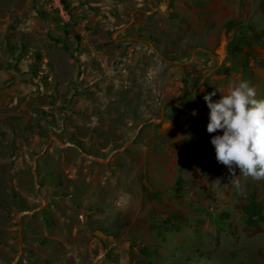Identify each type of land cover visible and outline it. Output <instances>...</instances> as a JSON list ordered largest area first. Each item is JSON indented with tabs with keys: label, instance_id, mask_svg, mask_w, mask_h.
Masks as SVG:
<instances>
[{
	"label": "rangeland",
	"instance_id": "obj_1",
	"mask_svg": "<svg viewBox=\"0 0 264 264\" xmlns=\"http://www.w3.org/2000/svg\"><path fill=\"white\" fill-rule=\"evenodd\" d=\"M239 80L264 0H0V264H264V178L206 130Z\"/></svg>",
	"mask_w": 264,
	"mask_h": 264
},
{
	"label": "clouds",
	"instance_id": "obj_2",
	"mask_svg": "<svg viewBox=\"0 0 264 264\" xmlns=\"http://www.w3.org/2000/svg\"><path fill=\"white\" fill-rule=\"evenodd\" d=\"M215 94L206 93L203 99L209 109L207 132L222 131L210 138L217 162L230 170L235 166L253 178H264V98L257 99L247 80H239L214 101Z\"/></svg>",
	"mask_w": 264,
	"mask_h": 264
},
{
	"label": "flooded vegetation",
	"instance_id": "obj_3",
	"mask_svg": "<svg viewBox=\"0 0 264 264\" xmlns=\"http://www.w3.org/2000/svg\"><path fill=\"white\" fill-rule=\"evenodd\" d=\"M219 70H220V67H218L216 70H214L213 72H211L212 74H217L218 72H219ZM199 81H198V78L196 77L195 78V80H194V82H193V84H196V83H198Z\"/></svg>",
	"mask_w": 264,
	"mask_h": 264
},
{
	"label": "water",
	"instance_id": "obj_4",
	"mask_svg": "<svg viewBox=\"0 0 264 264\" xmlns=\"http://www.w3.org/2000/svg\"><path fill=\"white\" fill-rule=\"evenodd\" d=\"M164 111V108H162V112H161V117H162V119H163V117H164V115H163V112Z\"/></svg>",
	"mask_w": 264,
	"mask_h": 264
}]
</instances>
